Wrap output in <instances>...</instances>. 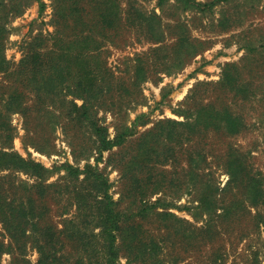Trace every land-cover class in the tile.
<instances>
[{"label":"rangeland","instance_id":"374dc122","mask_svg":"<svg viewBox=\"0 0 264 264\" xmlns=\"http://www.w3.org/2000/svg\"><path fill=\"white\" fill-rule=\"evenodd\" d=\"M116 1L120 11L118 21L111 27L108 22L98 23L93 18L95 24L89 34L94 45L91 43L84 53L90 56V69L102 80L105 75L113 82L117 93L118 100L112 108L97 109L95 119L106 129L109 139L125 128L131 130L124 143L99 156L87 123L83 127L75 124L76 116L69 103L73 97L69 95L47 98L46 108L41 105L37 112L31 108L28 117L11 114L8 117L11 139L5 141L0 137V148L43 165L49 171L47 183H67L64 165L79 170L91 166L107 180L108 193L117 202L116 208L133 215L136 221L141 219L144 203L155 204L143 220L157 241L156 257L163 264H264V0H221L206 8L186 5L183 0ZM191 1L202 6L214 0ZM55 3L57 0H22L24 11L7 25L4 50L5 58L16 67L29 48L51 47L58 28L69 38H75L70 21L66 26L55 25ZM70 3L72 0H62L66 7ZM89 5V0L78 4L86 10ZM138 13L145 18L152 15L150 24L154 31H149V25L137 18ZM136 59L144 62L148 77L136 89L127 90L133 80ZM227 64L233 65L237 75L236 94L222 90L225 87L220 79ZM16 76L21 77L15 74L12 80L0 75V112L4 111L3 98ZM27 95L28 105L34 104L33 95ZM75 102L81 105L80 100ZM208 103L216 108L229 107L240 117V131L231 136L222 127H215L200 130L193 139L189 135L186 140L188 131L177 126L175 130L183 134L184 140L181 146H176L174 158H167L170 155L164 152L162 140L158 146L160 162L154 173L164 181L161 191L140 200L132 191L134 170L127 168L135 141L157 122L184 121L181 115L184 111ZM195 151L202 158L190 162L189 155ZM231 156L242 164L245 180H239V188L227 185L225 163ZM189 169L198 174L197 182H213L223 190L218 192L219 207L214 212L204 214L196 209L198 193L190 185ZM251 180H256L260 192L254 204L245 191ZM12 183L32 185L35 181L22 173L0 171V184L6 189ZM49 203L51 219L61 228V221L70 219L73 211L62 214L63 201L52 199ZM225 207L230 208L226 214ZM164 212L193 226L180 224L174 218L166 221L160 216ZM209 220L206 233H200ZM0 231L3 232L1 224ZM0 240L5 245L8 242L4 236ZM253 253H257L256 262ZM122 254L123 251L116 264H151L157 260L153 255L135 259ZM25 257L36 264L38 254L28 245ZM10 260V255L3 254L0 264H8Z\"/></svg>","mask_w":264,"mask_h":264},{"label":"trees","instance_id":"16d2710c","mask_svg":"<svg viewBox=\"0 0 264 264\" xmlns=\"http://www.w3.org/2000/svg\"><path fill=\"white\" fill-rule=\"evenodd\" d=\"M59 1L61 3L57 0L54 6V23L59 27L66 26L70 21L75 38H69V35L58 28L53 36L55 42L51 47H45L44 50L29 48L19 61L17 71V67L5 58V39L8 34V23L20 16L25 6L22 0H0V75L10 79L15 74L21 76L14 78L3 98L0 137L5 141L11 139L12 129L8 123L11 114L22 113L28 117L30 115H27V112L31 108L36 112L41 105H45L46 108L47 98L71 95L73 98L69 103L70 110L76 116L73 117L75 124L83 127L82 124L87 123L88 130L94 138L92 143L96 153L101 156L103 152L122 145L125 135L131 133V130L125 128L113 139H109L106 129L95 119L97 109H111L118 99L113 82L104 75L103 79L108 80L104 84V80L90 69V56L84 52L91 48V43L94 45V39L89 34L93 31L94 19H98V23L100 20L103 23L108 22L111 27L116 24L120 13L118 2L89 0V9L86 10L78 6L82 0H72L69 7L64 6L62 0ZM217 1L221 0H214L201 6L192 3L191 0H183L186 5L205 8L211 7ZM145 17L137 14V18H141L149 25V31H154L153 25L150 24L152 15ZM60 44L66 46L62 47ZM195 53L196 51L192 54ZM136 60L133 80L130 87H126L127 90L136 89L148 77L144 62L141 59ZM236 77L233 65L227 64L220 79L221 86L225 87H222L224 92L235 94L238 92ZM73 79L74 83L69 82ZM27 94L33 95L34 104L28 105ZM76 99L81 101V105H77ZM181 115L184 121L171 119L159 121L135 141L134 152L127 162V168L129 171L134 170L132 191L139 195L140 200L161 191L164 181L159 174L154 173L156 165L160 162L158 146L162 140L166 148L164 152H169L170 155L167 158H174L176 146H181L184 140L183 134H177L175 130L177 126H182L188 131L186 140L190 136L193 139L200 130L208 131L215 127H222L232 136L236 135L241 127L240 117L229 107L216 108L213 103L200 104L193 110L189 108ZM154 143L157 145L154 146ZM194 154L196 156H193ZM200 158L202 157L197 151L189 155L190 162H197ZM225 164L229 175L227 185L233 184V187L239 188L237 186L239 180L242 182L245 180L242 176V164L234 156L229 157ZM64 168L67 171V183L63 185L47 183L49 171L43 165L24 158L15 151L0 148V171L22 173L35 181L32 185L12 183L6 189L0 184V224L3 231H0V236L8 239L6 245L0 240V257L3 254L10 255L11 260L8 264H31L25 257L29 245L38 254L36 264H116L121 257V251L122 255L127 254V257L132 256L135 259L146 256L152 258L153 255V259L157 260L151 264H163L162 260L156 257L157 241L146 229L143 220L150 209L155 208V204L144 203L140 210L141 219L136 221L133 215L116 208L117 202L108 193L107 180L97 170L89 165L85 166L84 170L70 165H64ZM81 174L84 176L79 180ZM188 175L191 187L198 193L196 209L204 214L214 212L219 207L218 192L223 190L213 182H197L198 174L192 169H189ZM251 181V184H247L248 191L246 187L245 191L250 203L254 204L260 197V192L256 180ZM52 199L63 201L62 214L73 211L70 219L61 221V228H58L51 219L52 209L49 201ZM241 203L243 204L244 200H241ZM228 211L230 208L225 207V214ZM160 216L166 221L174 218L180 224L193 226L168 212ZM209 223L210 220L199 232L206 233ZM185 230L183 228L184 233ZM194 231L193 229L192 232ZM253 255V261L256 262L257 253Z\"/></svg>","mask_w":264,"mask_h":264}]
</instances>
